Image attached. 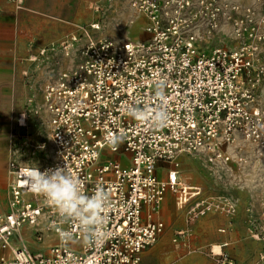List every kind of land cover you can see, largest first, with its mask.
<instances>
[{"label":"built area","instance_id":"obj_1","mask_svg":"<svg viewBox=\"0 0 264 264\" xmlns=\"http://www.w3.org/2000/svg\"><path fill=\"white\" fill-rule=\"evenodd\" d=\"M214 1L130 0L147 19V39L89 36L80 60L45 84L43 105L29 98L30 113L45 111L53 158L47 165L10 160L8 208L0 209V264H141L143 251L164 232L165 223L155 215L169 189L189 219L238 212L230 196L206 195L180 174V156L186 153L205 154L209 163L220 166L242 163L244 143L264 153V106L256 103L254 92L264 78V65L255 64L254 47L246 42L236 49L199 44L202 14ZM216 14L209 19V32L217 27ZM159 82L165 83L167 123L156 126L131 117L128 108L133 106L151 114L160 102ZM119 133L125 142L110 150L106 138ZM43 148L38 145L32 155ZM160 161L172 164L165 178L157 173ZM57 166L78 177L85 192L102 187L110 194L94 242L78 222L62 218L50 201L25 185L29 170ZM247 214L249 235L264 241V199L259 216L251 206ZM27 227L37 243H44L50 232L57 240L48 242L47 251L34 250L25 241ZM64 232L71 233L70 241L61 238ZM227 246L210 249L212 264H236Z\"/></svg>","mask_w":264,"mask_h":264},{"label":"rangeland","instance_id":"obj_2","mask_svg":"<svg viewBox=\"0 0 264 264\" xmlns=\"http://www.w3.org/2000/svg\"><path fill=\"white\" fill-rule=\"evenodd\" d=\"M97 4L101 6L99 10ZM0 12V35L10 44V61L14 59L20 68L19 74L6 75L10 94L13 93L8 101L15 106L10 112L13 123L6 132L7 160L16 158L22 163L47 165L53 158L47 116L43 109L30 113L29 98L36 106L43 105L45 84L80 60V49L89 36L116 41L145 40L149 37L145 31L147 19L132 8L130 0H0ZM214 13L217 27L209 32V19ZM202 15L198 33L203 48L236 49L246 42L254 47L255 64L264 65V0H215ZM94 23L99 24V29L91 28ZM64 42L67 47L62 46ZM254 92L256 103L264 106V78ZM42 144L45 148L32 155L31 151ZM241 152L245 160L231 166L211 164L201 153L183 154L181 178L202 186L206 195H227L224 190L235 184L249 199L246 213L251 206L259 216L264 199V153L249 143H244ZM163 163L167 168L172 166L170 162ZM158 175L165 178L167 170L159 168ZM5 189L6 180L2 189L6 196ZM167 192L171 194L170 206L175 208V193L170 189ZM246 235L262 242L257 257L260 261L264 241L249 235L248 214ZM170 260L168 257L165 262Z\"/></svg>","mask_w":264,"mask_h":264},{"label":"crops","instance_id":"obj_3","mask_svg":"<svg viewBox=\"0 0 264 264\" xmlns=\"http://www.w3.org/2000/svg\"><path fill=\"white\" fill-rule=\"evenodd\" d=\"M9 47L10 44L0 35V209L2 210L8 208L9 201L10 160H7L6 132L11 122L13 123V113L10 112L14 110V105L12 106L8 101L13 93L10 94L11 89L6 75L20 73L19 64L14 59L10 61V51L7 50ZM191 161L194 162L190 159ZM159 168L167 169L163 161L158 163L157 173ZM5 180L6 196L2 190L3 187L5 188ZM225 191L237 203L238 212L235 215L214 211L196 219H189L186 208L179 207L177 203L175 208H171V194L166 192L165 200L155 215L156 219L165 223L164 232L157 241L156 247L153 245L143 251L141 264H212L213 255L210 249L224 242L228 243L225 250L234 258L236 264H264V261L257 260L262 242L252 240L246 235L248 197L235 184L230 188L227 186ZM147 210L148 207L145 206L144 212L146 213ZM25 231L29 234L25 241L34 250L47 251L48 242L57 240L56 235L50 232L46 234L44 243H37L30 235L31 229L27 227ZM179 232L182 233L178 234ZM168 257H171V260L165 262Z\"/></svg>","mask_w":264,"mask_h":264},{"label":"clouds","instance_id":"obj_4","mask_svg":"<svg viewBox=\"0 0 264 264\" xmlns=\"http://www.w3.org/2000/svg\"><path fill=\"white\" fill-rule=\"evenodd\" d=\"M164 87V82L157 84L156 96L160 102L150 115L143 108L135 106L128 108V114L140 121H151L156 126L165 125L169 113L163 100ZM106 140L110 150H118L125 142V134L111 135ZM24 179L26 187L50 201L62 218L78 222L88 233L90 242L95 241L98 235L96 230L104 224L105 214L111 205L110 194L104 188L98 187L91 194L85 192L79 178L67 171L65 166L43 171L34 168L25 173ZM61 238L68 242L72 236L64 232Z\"/></svg>","mask_w":264,"mask_h":264}]
</instances>
